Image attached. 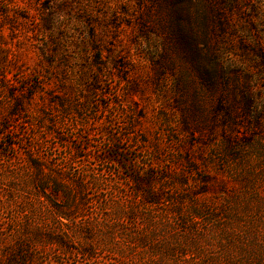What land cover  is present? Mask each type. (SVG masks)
Returning <instances> with one entry per match:
<instances>
[{"label":"rangeland","instance_id":"rangeland-1","mask_svg":"<svg viewBox=\"0 0 264 264\" xmlns=\"http://www.w3.org/2000/svg\"><path fill=\"white\" fill-rule=\"evenodd\" d=\"M19 246L264 264V0H0V264Z\"/></svg>","mask_w":264,"mask_h":264},{"label":"trees","instance_id":"trees-1","mask_svg":"<svg viewBox=\"0 0 264 264\" xmlns=\"http://www.w3.org/2000/svg\"><path fill=\"white\" fill-rule=\"evenodd\" d=\"M232 144H233L232 140H230L228 138L224 139V145L227 148H231ZM33 165L36 166L35 163ZM128 178L135 184V186H136V189L135 190L137 192H139L140 194H143V195H145L147 197L146 198V201L148 203H154L156 201L155 200L156 198H153V199L150 198V195L153 194V191H154L152 189V187H150L151 179H152V174L151 173H146V175H144L143 173L142 174H136V177L129 176ZM45 185L46 184L40 185L39 186L40 188H39L38 193H37V195L40 198H42V199H46L47 198V196L45 194L46 189H50L51 190V186H50V188H48ZM54 185H55V190L51 191L53 195L56 194V193H60V192L66 193L68 191L65 186H59L58 184H54ZM193 216L196 218L199 215L194 213ZM61 217H63L64 219H67L68 218L66 215H62ZM54 243H59L60 245L63 243L62 246H65L64 245V242H62L61 240L60 241L59 240H57V241L54 240ZM84 253L87 256H89V257L93 256V253L90 252V250H86V251L84 250ZM26 254L27 253L25 252V250H23V247L22 246H19L18 248H15L13 250L12 257H10V254H7V257L6 258H9V261H11L12 264H16V261H17L16 259L17 258L18 259L19 258L24 259V257H25ZM19 264H23V263H19Z\"/></svg>","mask_w":264,"mask_h":264}]
</instances>
